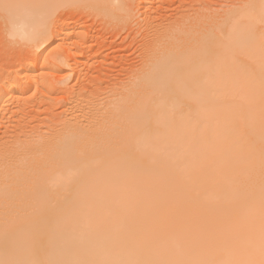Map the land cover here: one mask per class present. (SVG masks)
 Listing matches in <instances>:
<instances>
[{"label": "bare ground", "instance_id": "1", "mask_svg": "<svg viewBox=\"0 0 264 264\" xmlns=\"http://www.w3.org/2000/svg\"><path fill=\"white\" fill-rule=\"evenodd\" d=\"M227 1L0 0L12 36L34 50L66 37L41 30L60 4L108 16L99 35L121 22L140 35L139 82L106 87L120 115L90 128L67 119L20 157L15 139L0 140V264H264V0ZM87 41L69 49L83 53ZM132 108L139 123L122 120ZM115 123L128 145L112 144ZM25 166L42 176L16 171L30 190L12 173ZM33 195L45 201L35 210Z\"/></svg>", "mask_w": 264, "mask_h": 264}, {"label": "rangeland", "instance_id": "2", "mask_svg": "<svg viewBox=\"0 0 264 264\" xmlns=\"http://www.w3.org/2000/svg\"><path fill=\"white\" fill-rule=\"evenodd\" d=\"M158 1L159 0H146V3H154V5L156 6ZM191 1L192 0H186V3H191ZM223 1H226L227 6ZM206 2L212 7L214 6L215 8H218V6L221 5L223 7L220 8L223 10L229 8L227 0H206ZM218 3L219 5H217ZM60 5L61 6L58 7L55 15L51 19L47 18L46 20H43L44 23L41 26V30L45 32L55 30L59 31L60 34L61 31L65 29V32L67 33L66 37H59L56 40L55 38L57 36H55V38L47 42L46 45H43L40 48H36L35 50L31 49V46L33 44L32 41L25 42L20 38L12 36L9 28L6 27L4 19L0 13V140L15 139L17 142L16 150L18 152L20 151L19 153L17 152L16 155L19 154V157L21 155L22 149L32 147V143L35 144L36 141H39V139H42L43 137L50 139L52 137L50 134H53V130L55 129V127H62L68 120H71L73 121V123H75L74 120L76 121V119H78L79 121H77L78 123L76 124L78 125L81 122L78 126L90 128L91 124L94 125L97 124L98 121H104L106 119L104 117L108 116L109 111H112V114L120 115V112H116V107L118 108V106L121 105V101H117V105L119 104L118 106L116 105V101L114 102L115 104L109 102L105 98V96H109L107 94L108 91L106 87L119 90L120 88H124L134 81L136 83L139 82V80H134L133 75L136 71L132 70L131 67L134 66V69H136L139 66L140 59L138 55L140 52V42L138 41H140V39L137 40V38H139L140 35L136 37V35L134 34L136 38L133 34L131 35V33L127 30L128 25L124 22L108 26V29L103 32V35H99V33H101V26H105L106 22L112 21L108 16L99 15L92 17L93 13L91 7H78L70 4ZM56 33L58 34V32ZM61 38L65 39L63 40L64 44L66 43L65 46L68 44V49L65 53L62 51L65 46L62 41H59L61 40ZM75 38L88 40V43L85 46V51L83 53L74 51V49H69L70 47L73 48V46L71 45L74 40H76ZM51 42L52 44H50ZM99 43H101V45ZM58 53H62L64 55L66 54L65 56L68 57L67 62H64L62 64L57 61ZM31 64L35 67H32L33 70H31V72L28 71V73L27 70ZM42 67H44L43 70H41ZM122 68L126 71H124ZM29 74L31 75L29 76ZM25 75L29 77L28 80L30 82V88L27 92L19 93V91L17 90V85L18 83L20 84V82L24 81L23 79ZM81 86H84L85 92L88 91L86 92L87 98L85 99V101H83L82 99H77L75 102H73L72 98L74 94L72 92L76 93ZM72 105L74 107L80 108L79 111L77 108V110H72L74 113L77 112L75 116L72 111H70L71 114H69L70 112H68V106ZM114 105L115 107L113 109ZM132 109L130 111L128 110L129 113L128 111L123 112L122 120L123 118L126 119L127 116H132L130 118L133 119L132 112H135V110L137 111V109ZM113 110H115L116 113ZM124 113L125 115L127 113L126 117ZM68 114L71 115V117L73 115L74 119H69L70 116ZM116 116H114V122L121 119V116L119 118ZM115 117L118 120H116ZM136 120L139 123V120L134 118L133 121L135 122V124ZM122 122L118 121L116 123H118L119 126L121 123L122 126H120V128L125 126L126 130L124 128L122 129L128 132L127 129L129 128H127V125L129 126L130 124H128L127 120L125 123ZM129 122L132 123V120H130ZM116 126L117 124L115 125V127ZM130 126L134 127V124ZM131 127L130 132H132ZM117 128L118 126L116 127V129L113 128V132L115 130H120V128ZM117 132L115 131L114 133ZM124 133V131L122 132L123 135H119V133H117L118 135L115 134L117 137L111 136V138H119L118 140H123V136L125 138ZM49 135L51 137H49ZM111 135L114 134L111 133ZM128 136V138L126 137L127 140H123L125 143H127V145L129 142L126 141L130 139V134ZM115 140L116 139L112 140V144L118 143L117 147L120 146L121 142L122 144L126 145L121 140V142H119L118 140H116L118 141L116 142ZM106 142L101 143L105 144ZM101 143L100 145H104ZM45 161L46 160L44 159H40V164L38 163V165H43ZM20 162L22 163L21 165H23V163H25L26 161ZM18 163L19 162H16V167L20 165H18ZM26 163L28 164L29 162L27 161ZM20 167L23 168L24 165ZM21 168H19L20 171L22 170ZM25 168L26 173L25 171L19 172L18 168H16V170L13 169L12 171V173L14 174L13 177H16L15 180L19 184L22 183V181L25 179V177L23 178L24 175L28 176V173L30 175L29 169V172H27L28 166H25ZM16 171H18V173L24 172V175L22 174L23 176L21 177V174L19 175ZM31 175L36 179L35 180L32 177V179L35 180L34 183H36L39 181L38 177L41 176V173H39L38 171L37 174L34 173L33 175V173H31ZM36 175L39 176L37 177ZM19 177L21 179H19ZM17 179H19L20 181H18ZM40 179L41 180L39 181V183L42 181V178ZM16 181L14 185L15 188L18 189L19 184H17ZM24 182L25 186L29 181L27 180V182ZM32 182H29L30 184H27L28 186H31L28 190L36 187L34 185H31ZM20 185H22L23 187V184ZM28 186L26 188H23L27 190ZM22 187L20 186L21 189H19L24 190L22 189ZM3 188L6 187L3 186ZM18 192L19 191H17V193ZM16 197L14 196V198ZM21 197L22 195L20 196L19 194L18 198L20 200H22L24 196L22 198ZM38 199V197L34 196V199H32L31 201L35 200V203L41 202ZM12 200L15 199L12 198ZM48 200L49 202L46 203L51 204L52 199L48 198ZM15 201H17L18 203V200ZM15 201L14 203H16ZM31 201L29 202L30 204L32 203V205L29 204L31 208L30 206L28 208L35 210L37 207L38 209L40 203L35 206V209H33L35 204L34 201ZM22 202L25 203L24 200ZM42 203L44 204L45 201H42L41 204ZM12 210L13 209H11V211ZM10 213L8 214L9 217ZM5 214L2 213V215L8 217V215L6 216Z\"/></svg>", "mask_w": 264, "mask_h": 264}]
</instances>
